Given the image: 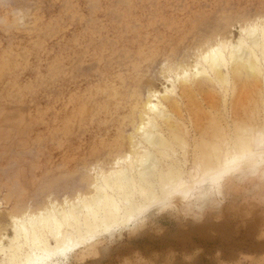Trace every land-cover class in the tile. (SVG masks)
Segmentation results:
<instances>
[{"label":"rangeland","instance_id":"1","mask_svg":"<svg viewBox=\"0 0 264 264\" xmlns=\"http://www.w3.org/2000/svg\"><path fill=\"white\" fill-rule=\"evenodd\" d=\"M262 27L264 0H0V245L14 238L13 221L89 198L97 177L143 149L135 143L151 118L167 143L153 150L159 172H180L174 189L239 168L245 151L233 166L202 162L224 161L229 144L248 139L243 128L226 134L229 124L264 116ZM252 28L260 72L235 71L229 48L250 43ZM218 45L216 71L202 57ZM195 66L205 73L192 75ZM231 191L201 221L152 209L132 231L160 198L136 199L126 222L26 264H264V179Z\"/></svg>","mask_w":264,"mask_h":264},{"label":"bare ground","instance_id":"2","mask_svg":"<svg viewBox=\"0 0 264 264\" xmlns=\"http://www.w3.org/2000/svg\"><path fill=\"white\" fill-rule=\"evenodd\" d=\"M256 32V28L248 30L247 35L252 38L249 40V42L251 41L250 43L245 44V41L240 40L236 45L229 48L228 54L233 70L238 71L241 68H245L252 72H260L257 66L259 57L257 58L255 51L263 43L257 42ZM254 37L257 39L254 40ZM261 39L264 42V36ZM201 43L203 44V42ZM222 49L226 50V47L222 45L213 47L202 57V62L208 64L211 70H216L223 66L225 59ZM261 55L264 59L263 51ZM203 73H205L204 69L200 71L195 66L192 75L196 77ZM182 74V78L187 79V72H182ZM262 78L264 79V77ZM147 106L155 118L164 117L165 112L162 109L161 102L152 103L149 101ZM140 128L141 141L136 142L135 147L143 144V149L137 150L136 157L126 163L127 165L120 166V168L108 175L101 174L99 178L97 177L95 181L93 180L95 184H93V196L79 198L72 203L64 202L66 206L64 207L63 205L61 209L51 206L38 215L28 214L25 219H14L15 222L13 221L10 225L14 238L11 239L7 248H3L0 245V256H3L0 264H26L37 256L35 251L47 254L52 251L67 249L70 245L79 243L99 229H107L113 223L126 222L137 209L136 199L142 200V203L147 201V204L151 200L160 198L159 194L161 191L163 193L172 188L173 185L176 186V182L181 180L180 172L179 174L169 172L163 176L158 170V161L153 150L158 149L159 152V149L165 148L167 143H164V140L159 137L160 134L157 132L158 125L155 120L149 119ZM245 134L247 135V133ZM240 137H238L239 140ZM238 141L235 140V142L229 144V151L224 161L221 160L220 156L212 160L206 159L202 162L204 167H207L208 170H217L221 166L236 165L238 160L237 152L244 153L247 143V140L242 139L240 145ZM205 162L208 163L205 164ZM156 186H158L159 191ZM45 229L50 231L49 235L44 233ZM50 238L53 240L51 243Z\"/></svg>","mask_w":264,"mask_h":264},{"label":"clouds","instance_id":"3","mask_svg":"<svg viewBox=\"0 0 264 264\" xmlns=\"http://www.w3.org/2000/svg\"><path fill=\"white\" fill-rule=\"evenodd\" d=\"M243 128L248 132L245 156L239 168L209 184L185 183L170 198L162 195L155 205L141 215L129 230L142 228L147 222V213L156 209L159 213H171L193 221H201L207 214L219 211L231 196L235 183H247L264 179V116L259 119L236 121L223 131L236 134ZM179 184V181L176 182ZM169 188L168 191L173 190ZM179 199V204L176 203Z\"/></svg>","mask_w":264,"mask_h":264}]
</instances>
